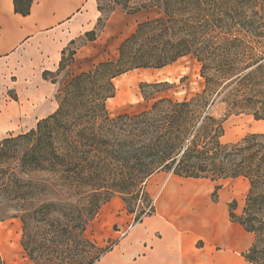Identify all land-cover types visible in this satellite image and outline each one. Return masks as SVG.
Returning <instances> with one entry per match:
<instances>
[{
    "label": "trees",
    "instance_id": "trees-1",
    "mask_svg": "<svg viewBox=\"0 0 264 264\" xmlns=\"http://www.w3.org/2000/svg\"><path fill=\"white\" fill-rule=\"evenodd\" d=\"M130 1L115 4L130 14L155 6L163 15L139 23L116 59L73 76L59 89L55 112L1 140L0 221H22L21 244L35 264H94L114 246H99L87 226L114 194L131 213L139 194L150 198L146 182L158 172L213 181L243 177L245 204L238 213L233 200L230 219L255 235L243 254L248 264H264V133L224 142L225 119L212 112L224 103L228 111L264 118V0ZM14 5L27 15L32 0ZM86 36L97 38L94 30ZM190 54L201 64L202 91L110 116L116 77ZM55 73L45 70L43 77L55 83Z\"/></svg>",
    "mask_w": 264,
    "mask_h": 264
},
{
    "label": "crops",
    "instance_id": "crops-1",
    "mask_svg": "<svg viewBox=\"0 0 264 264\" xmlns=\"http://www.w3.org/2000/svg\"><path fill=\"white\" fill-rule=\"evenodd\" d=\"M99 2L32 0L30 13L23 15L15 11L14 0H0V87L15 89L18 95V100L0 102V141L19 129L21 122L33 127L53 112L46 96L54 84L43 72L59 68L69 45L93 30L97 38L87 39L88 43L105 42L120 35L127 25L156 14V7L128 14L116 5L98 28L102 17ZM84 48L86 44L81 50ZM219 181L170 174L158 191L149 185L147 192L155 195L154 212L94 264H248L243 254L255 235L231 221L229 190L222 186L214 200ZM125 212H111L110 216L123 220ZM114 237L115 232L108 231V238Z\"/></svg>",
    "mask_w": 264,
    "mask_h": 264
},
{
    "label": "rangeland",
    "instance_id": "rangeland-1",
    "mask_svg": "<svg viewBox=\"0 0 264 264\" xmlns=\"http://www.w3.org/2000/svg\"><path fill=\"white\" fill-rule=\"evenodd\" d=\"M116 1L121 0H100L99 4L102 7V17L98 21V28L103 26L107 17L114 10ZM149 1L131 0L129 4L135 6L144 2L149 3ZM155 11L156 14L151 19L163 15L158 7H156ZM137 26L138 24L136 23L127 25L120 35H117V37H109L105 42L97 41L88 43V37H86L82 40H76L69 45L63 54V56L65 55L63 68L60 69L59 66L54 71L56 72L54 76L56 82L53 83L52 93L46 96L49 109L53 110L54 108L53 112H55L58 108L59 101L57 94L59 89H63L73 76L90 70L100 62L116 59L119 55L121 43L137 29ZM83 44H86V48L81 50ZM48 79L47 81L52 82ZM114 83L116 86V94L112 99L107 100V108L111 117L125 113H140L164 97L177 101L188 99L202 91L205 87V80L201 75V64L191 54L180 57L172 64L162 68L131 70L116 77ZM146 84L155 85L147 86ZM118 85L121 87H118ZM15 91V89H2L0 87V102L18 100V95ZM212 112L216 117L225 119L224 135L222 137L224 142H236L252 133H264V118L256 119L248 112L228 111L224 103H218L213 106ZM30 126L31 124L28 125L21 122L19 129H13L11 134L17 135L27 132L33 128ZM170 174L172 173L163 172L159 175L151 176L146 182V187L151 185L155 192L158 191L163 181ZM219 183L221 184L220 188L223 186L231 192L232 198L229 203L236 200L238 205L237 212L241 213L249 190L248 180L239 177L235 179H221ZM219 190L217 193H219ZM154 197L155 195L153 194V196L150 195V198L145 200L142 194H139L138 200L132 203L134 211L130 213L124 197L121 194H114L108 202L101 206L94 219L87 226V236L95 242H100L102 244L101 247L110 246V244H113L115 247L120 238L131 231L133 226L138 224L139 218L137 217L144 216V211L142 212V210L148 208L150 204H152V207L145 217L152 214V210H155ZM121 210H126L123 220L116 219L115 215L110 216L111 212L121 215ZM108 217L114 218L107 219ZM108 231L115 232L116 237L109 239ZM22 235L23 223L19 218H9L0 221V254L4 264H35L22 247ZM4 255L7 257V260L6 258L4 259Z\"/></svg>",
    "mask_w": 264,
    "mask_h": 264
},
{
    "label": "built area",
    "instance_id": "built-area-1",
    "mask_svg": "<svg viewBox=\"0 0 264 264\" xmlns=\"http://www.w3.org/2000/svg\"><path fill=\"white\" fill-rule=\"evenodd\" d=\"M151 207H152V204H150L149 207L146 208V209L144 210V212H143V213H144V216H141V217L139 216V217H138V218H139V219H138L139 222H140V221L142 220V218L145 217V215L150 211V208H151ZM139 222H138V223H139Z\"/></svg>",
    "mask_w": 264,
    "mask_h": 264
},
{
    "label": "bare ground",
    "instance_id": "bare-ground-1",
    "mask_svg": "<svg viewBox=\"0 0 264 264\" xmlns=\"http://www.w3.org/2000/svg\"><path fill=\"white\" fill-rule=\"evenodd\" d=\"M6 258V260H7V257H5V255H4V259ZM229 262V261H228ZM226 263V262H225ZM231 263V262H230ZM235 264H237V263H235Z\"/></svg>",
    "mask_w": 264,
    "mask_h": 264
}]
</instances>
